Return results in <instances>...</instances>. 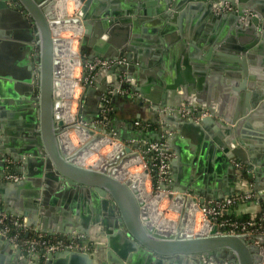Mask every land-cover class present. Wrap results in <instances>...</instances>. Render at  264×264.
I'll use <instances>...</instances> for the list:
<instances>
[{"label":"water","instance_id":"1","mask_svg":"<svg viewBox=\"0 0 264 264\" xmlns=\"http://www.w3.org/2000/svg\"><path fill=\"white\" fill-rule=\"evenodd\" d=\"M58 1L0 0V24L11 28L9 34L0 31V154L13 163L0 173V200L8 215L25 218L29 227L48 237L79 235L80 243L92 244L94 250L66 249L44 257L27 254L0 236V264L29 258L36 264H98L103 253L107 264H260V248L246 236L220 235L216 226L209 235L185 229L197 199L205 204L235 193L237 162L245 167L241 175H254L255 190L264 200V74L257 73L264 70L263 0H79L81 18L66 20L57 19ZM187 1L192 3L185 6ZM226 3L236 10L224 12ZM203 19L199 30L190 28ZM67 23L84 28L82 60L92 64L127 54L128 66L104 69L84 88L78 119L90 135L96 130L110 136L94 124L102 99L110 91L112 97L120 96L121 74L135 80L125 99L151 101L174 154L172 181L161 189H171L177 194L174 201L184 206L177 232L151 226L137 181L122 182L117 169L111 171L113 163L120 167L123 156H137L133 148L138 145L126 147L123 156L101 170L79 166L76 153L69 156L62 146L60 136L68 128L58 117L64 41L53 29ZM205 23L216 32L204 30ZM218 46L221 59L214 60ZM13 47L21 53L18 64L10 63L14 54L7 55ZM167 49L166 56L162 50ZM134 58L140 63L136 68ZM146 65L156 74L138 72ZM108 76L110 81L101 80ZM192 107L210 116L184 118L183 110ZM184 165L186 174H193L188 185L180 186L176 170ZM15 173L22 179L4 181L6 174ZM228 179L230 188L225 187ZM4 185L23 198H9ZM259 241L264 244V237Z\"/></svg>","mask_w":264,"mask_h":264},{"label":"built area","instance_id":"2","mask_svg":"<svg viewBox=\"0 0 264 264\" xmlns=\"http://www.w3.org/2000/svg\"><path fill=\"white\" fill-rule=\"evenodd\" d=\"M81 7L82 5H78L74 7L76 9L74 15H69V11H61L57 10V19L65 20L71 18H81ZM224 12H231L236 10L235 7L226 3L221 8ZM72 12V11H71ZM64 16L62 17V15ZM54 33V29H53ZM83 37V34L79 37V40ZM82 41V39H81ZM80 41V43H81ZM82 55H79V58L82 63V79L79 80V84L83 86V90L88 85H93L95 83V79L99 76L100 72L104 69H112L114 67H125L130 64L126 57H119L116 60H102L96 59L92 64L87 62L86 60L81 59ZM80 78V77H79ZM109 81L111 79L108 76ZM119 83V94L120 95H128L129 87L133 85L131 80L126 78L125 73L121 74L118 78ZM126 84H129L128 88H122ZM78 84V85H79ZM82 95V94H81ZM112 97V91L102 99L101 103V116H103L104 120H100L95 125L101 129H106L110 132L109 139L114 141H118L119 138L117 136V132L110 125L109 113H111L112 108L110 107ZM80 109L82 110V103L80 101ZM79 113H77L78 116ZM210 116V113L206 110H199L197 107H192L188 110H183V117L186 119H193L194 121H199L202 118ZM97 120V121H98ZM65 121V120H64ZM68 128L76 127L78 128L79 124L83 125V127H87V124L83 123L81 120L76 119L75 122L68 123L65 121ZM77 125V126H76ZM108 125V126H107ZM136 126L140 127L144 131L151 127L149 123H141L136 122ZM111 126V128H110ZM67 131V130H66ZM68 132V131H67ZM69 133V132H68ZM131 142V141H130ZM118 143V142H117ZM124 149L126 147H133V145H138L139 143H129L128 142H120L118 143ZM139 146V145H138ZM146 148L140 150V155H145L148 158L146 163L144 162V158L137 154L136 157L140 158L142 161L143 171L141 172L143 175L145 174L148 183H149V193L151 196L156 197L159 195H165V199L169 201V207L173 214L178 215L180 220L183 215V205L176 203L174 201V197L177 195L171 189L163 190L161 189V185L166 184L169 185L172 181L171 178V169H170V161L174 158V154L170 152L169 146L165 139L161 141H156L150 146L144 145ZM140 148V146H139ZM143 158V159H142ZM4 163L5 167H0V171H6L13 164L9 158H5L0 154V164ZM236 168L239 172L245 170V167L237 162L235 163ZM6 178L10 181L16 182L20 178L16 175H8L6 174ZM173 196V198H170ZM252 202L256 205H262V202L257 195L253 191H237L230 197H224L220 200H211L205 204H201L200 200L197 199L195 203L191 205L189 219L186 226L185 233L196 235H209L210 232L201 233V227L199 226L196 229V223H204L209 226H216L217 234L220 235H243L246 236L247 240H249L253 245L258 246L260 248V254L262 256V261L260 264L264 263V244H261L259 239L264 237V210H261L259 213L249 216L248 218H234L232 216V209L241 203ZM179 210L174 212L172 206H178ZM179 222H175L176 231L179 230ZM192 228V229H191ZM159 229L160 228H155ZM191 229V230H190ZM170 231V230H166ZM0 236L9 240L15 247L21 249L27 254H35L41 253L44 257H46L49 253L61 252L66 249L69 250H77L80 252H90V248L88 245H84L80 243L79 235H73L71 238H59V237H48L44 233H41L37 229L33 227H29L25 218H17L11 215H8L3 210V205L0 200Z\"/></svg>","mask_w":264,"mask_h":264},{"label":"bare ground","instance_id":"3","mask_svg":"<svg viewBox=\"0 0 264 264\" xmlns=\"http://www.w3.org/2000/svg\"><path fill=\"white\" fill-rule=\"evenodd\" d=\"M70 5H74V7H76V6L81 5V4L79 3V0H59L57 3V10L69 11ZM63 16H64V14L62 15V17ZM63 31H68V32H63ZM69 32H74V34H76L77 38L79 39V36H81L84 33V28H83V26H79V25L74 24V23H67L65 25L57 26L56 28H54L55 37H58L60 39H62L61 36H63V34H66ZM81 39L79 41H81ZM63 41H64V43H63L62 52H61L62 56L60 57L61 74H60L59 84H58L59 95H61V104L62 105L60 104L61 110H60V113H58V117L67 121L68 123H72V122H75L76 119H78V116H74L71 113H69V110L71 108L70 103L74 98L75 88H76V85L78 83L77 79H75L76 74L74 75L73 72L75 69L77 70L78 68H81L80 66L82 65V63H81V60L78 56V53L74 50L75 44H74L72 38L71 39L70 38L69 39H63ZM68 58L70 60V63H68ZM84 129H85V127H83V126H81V124H79L78 129L76 130L77 134L79 135L80 139H82V141H83V139L86 140V139H88V137L91 136ZM67 133H68L67 131L63 132L60 137H61L62 146L67 151V153L71 154L72 151L74 150V148H73V146H71V143L68 139ZM111 140L112 139L100 137L99 141H97L95 144L90 146L88 149H84L81 152H79L80 150L77 151L76 152V159H75L76 163L79 166H83V163L90 157L89 155L93 151L95 152V151L99 150L101 147H103L104 144H108L111 146H113L114 144H118V143L109 144L111 142ZM115 147H118V148H116V150H118V151L121 150V151H119V153L114 155V157L111 159L112 162H116L117 159H119L121 156H123V152L125 150L120 145H117ZM112 152H114V151H112ZM74 154H73V156H74ZM103 164L98 165V168H99L98 170L104 169L105 167L110 165L111 162L110 161L107 162L104 166H103ZM138 166L139 167L142 166V161L140 160V158H138L136 156H134V157L123 156L122 164L120 165V167H111V169H112L111 171H115V169H117L115 176L119 180H121L122 182H126V181H124V179L125 178L127 179L130 176V172L128 171L129 168L138 167ZM83 167H85V166H83ZM95 169H97V168H95ZM130 177L132 178V180L131 179H129V180H131L132 182L137 181V183H138V188L140 191V197L143 200L144 205L147 207L149 224H151V226H153L154 228H160V230H162V231H166V230L176 231L177 227L175 226V222L172 223V222H164V221L161 222L160 221L161 219H163L165 217H163L162 213H161L162 204H160V203L157 204L156 202L159 199H160L159 202H163V199H165V195L163 194V195H159L156 197H153L150 195L149 183H148V180H147L145 174L144 175L143 174L142 175L141 174L132 175ZM179 205L178 206H172V208L174 209V212H177L179 210V208H180ZM177 207H179V208H177ZM198 226L201 227V230H200L201 233L211 232L214 229V227L209 226V225H205L204 223H200V224L196 223L195 232L197 231ZM186 230H188V229H185V231Z\"/></svg>","mask_w":264,"mask_h":264},{"label":"crops","instance_id":"4","mask_svg":"<svg viewBox=\"0 0 264 264\" xmlns=\"http://www.w3.org/2000/svg\"><path fill=\"white\" fill-rule=\"evenodd\" d=\"M141 0H137L136 2H139ZM148 0H145V2ZM261 0H259L260 2ZM264 2V0H263ZM189 3H192L191 1H187L184 3V5H188ZM195 3V2H193ZM150 5V4H149ZM264 6V5H263ZM201 10V9H200ZM216 11V10H215ZM201 13L203 12L202 10L200 11ZM198 11H195V14L200 13ZM217 12V11H216ZM203 20L201 21H194L191 23L192 25L190 26V28H194L196 30H199L203 24ZM197 22V23H196ZM204 30L205 27H208L207 29H209L208 33L209 34H214L216 32V27H213V25L211 24H207L205 23V25L203 26ZM11 29V28H10ZM8 29V25H6L5 23H1L0 24V31L5 32L10 30ZM7 33V32H5ZM11 33L10 31H8V34ZM7 34V35H8ZM105 37V36H103ZM107 37V36H106ZM83 38V37H82ZM188 41L192 40V36H188ZM7 40V39H5ZM9 41H14L13 39H8ZM226 42V41H225ZM223 42V44L225 43ZM219 47H214L213 48V53H212V57L213 59H221L220 55H219ZM222 47V44H221ZM217 49V50H216ZM215 50L217 52H215ZM163 54L170 55V51L167 50H162ZM10 54H14L13 58L10 59V63L11 64H18L20 58H21V53L19 51L18 48L13 47V50L11 52H9L7 55ZM123 57H127V54H125ZM224 57V56H223ZM150 58V57H149ZM3 62V61H2ZM4 64L6 63H2V67H6ZM139 61L134 58L132 61V65L135 66V68L137 67V65H139ZM134 68V67H133ZM144 71L148 72L146 73V76H150V74H156V72L150 68V66H145L144 69H140L138 72L140 73H144ZM263 72H257L258 74H264V70H262ZM150 72V73H149ZM136 73V72H135ZM145 75V74H144ZM210 77V75H208ZM101 80H104V82H108L109 79H104L102 78ZM133 82V85H135V80H131ZM150 94H154V92L156 91V89L153 87L150 90ZM237 98L239 100V96L237 95ZM112 100L114 101V111H115V119L114 121H112L113 127L115 129V131L117 132V136L120 140L123 141H131V140H145V141H159L160 139H165V134L161 132V129L159 127L160 124V120L156 119V114L154 111L151 110V106L152 105L150 102V100L148 99H137V98H131L126 100L125 97L123 95H120L118 97H114L112 98ZM140 102H143L144 105H141ZM7 120H9L7 118ZM12 122H14V120H10ZM136 121H140L141 123H151L152 124V128L150 130H148L147 132H145L143 129H141L140 127L136 126L134 123ZM10 127V126H9ZM11 131V130H9ZM257 158V157H256ZM258 159V158H257ZM187 165L182 166L183 170H181L180 168H177V173L180 176V186H185L188 185L193 173H189L186 174V168ZM3 171H0V173H2ZM4 173H6V171H4ZM234 174V173H233ZM247 174V173H246ZM17 177H19L20 179H22V176L18 175V174H14ZM234 177L236 178V183H235V192L237 191H253L254 193H257L255 190V184H254V175L249 172L248 177L241 175V172H237L236 174H234ZM231 181H233L232 177L230 178ZM228 179V182L226 184V188H230V181ZM4 181L10 183L12 181L8 180L6 177L4 179ZM3 181L0 180V187L2 185ZM264 185V184H263ZM4 188L6 189L7 193L10 190V187L8 185H4ZM30 191V190H29ZM221 193V191H219V193L217 195H219ZM9 198L11 199H17L20 201L21 198H23V194H19L17 195L15 192H9L8 193ZM259 196V195H258ZM260 200L261 197L259 196ZM261 202L264 204V200ZM4 205V203H3ZM162 207V206H161ZM262 205L258 206L255 203L252 202H246V203H241L239 205H237L235 208L232 209V216L234 218H245V217H249V216H253L257 213H259L261 211ZM97 253V252H96ZM98 264H107L106 260H105V254H101L100 257L98 259H96ZM11 264H36V261L32 260L31 258H29V260L26 261V263L23 260H18V259H13Z\"/></svg>","mask_w":264,"mask_h":264},{"label":"rangeland","instance_id":"5","mask_svg":"<svg viewBox=\"0 0 264 264\" xmlns=\"http://www.w3.org/2000/svg\"><path fill=\"white\" fill-rule=\"evenodd\" d=\"M10 3V2H9ZM72 11V12H71ZM75 11H76V9L74 8V5H70L69 6V15H74V13H75ZM67 19V17L65 18V20ZM71 19H73V18H71ZM63 32H68V31H63ZM73 33V34H72ZM76 36V37H75ZM62 37V39H71L72 38V40H73V42H74V50L78 53V56L80 55H83V54H81V50H80V41H79V39L77 38V35L76 34H74V32H69V33H66V34H63V36H61ZM80 37V36H79ZM68 63H70V60H69V58H68ZM81 68H78L77 70L75 69L74 70V72H73V74L75 75V79H77V85H76V88H75V93H74V98H73V100L71 101V103H70V110H69V113H71L72 115H77V113H79L80 112V106H81V104H80V101L82 100V97H81V94L83 93V86H81V83L79 84V80L80 79H82V77H81V73H82V65L80 66ZM80 77V78H79ZM79 84V85H78ZM74 91V90H73ZM100 109H101V106H100ZM112 111H113V109H112ZM101 112V111H100ZM100 120H104V118H103V116H101V113H100V118H99ZM98 119H96L95 121H94V123L96 124L97 122H99L100 120H98ZM110 125H112V123L110 124ZM81 126H83V125H81ZM108 126V125H107ZM110 128H111V126H110ZM78 128H76V127H71V128H69V129H67V131L69 132V133H67V135H68V139H69V141H70V143H71V146H73V148H74V150L72 151V153L71 154H69V156H72L74 153H76L77 151H79V150H81V149H84L87 145H88V143L94 138V137H96L97 135H103L102 133H100V132H98V131H96V130H94V134L93 135H91L90 137H88V139H86V140H84L83 139V141H82V139H80V137H79V135L77 134V132H76V130H77ZM102 137H104V138H109V137H107L106 135H103ZM120 143V142H122V143H124V142H127V141H123V140H118V141H114V140H111V142L109 143V144H113V143ZM136 142H138L139 144V146H140V150H142V149H144V148H146L144 145H147V146H150V144H153V143H155L156 141H145V140H131V142L129 141V143L131 144V143H136ZM117 145H119V144H114L113 146H111V145H108V144H104L103 145V147H101L99 150H97V151H93L89 156V158L83 163V166H85V167H94V168H97V169H99L98 168V165H102L103 163V166L107 163V162H109V161H111V159L114 157V155L115 154H117V153H119V151H121V150H116V148H118V147H115V146H117ZM139 149H134L133 148V151L135 152V153H137L139 156H141L140 155V150ZM112 151H114V152H112ZM74 152V153H73ZM88 152V151H87ZM113 153V154H112ZM141 157H143L142 159L144 160V162L146 163V161H148V158L145 156V155H143L142 154V156ZM116 165H118L117 164V162L116 163H113L112 165H111V167H115ZM124 168V167H123ZM129 172H130V176H132V175H138V174H141L142 175V171H143V167H131V168H129V170H128ZM129 176V178H125L124 179V181H127V180H129V179H131L132 180V178ZM160 201V199L156 202L157 204L158 203H160V204H162V207H161V213H162V216L163 217H165V218H163V219H161L160 221L162 222V221H164V222H174V221H177V222H179V220H180V217H178V215H175V214H173L172 212H171V210H170V207H169V201H167V199H163V202H159ZM162 201V200H161ZM201 226V225H200ZM199 227V226H198ZM197 227V228H198Z\"/></svg>","mask_w":264,"mask_h":264},{"label":"trees","instance_id":"6","mask_svg":"<svg viewBox=\"0 0 264 264\" xmlns=\"http://www.w3.org/2000/svg\"><path fill=\"white\" fill-rule=\"evenodd\" d=\"M112 98H114V97H111V104H110V107L113 109V111H111V113H109V115H108L109 118H110V122H111V123H112V121H114V119H115V117H116V116H115V111H114V107H115V106H114V103H113L114 101L112 100ZM136 122H140V121H136ZM136 122H135V123H136ZM135 123H134V124H135ZM149 124L152 126L151 123H149ZM111 126H112V128H114V127H113V124H112ZM151 128H152V127L148 128L145 132H147V131L150 130ZM261 208H262V210H264V204H263V203H262V207H261ZM245 218H247V217H245Z\"/></svg>","mask_w":264,"mask_h":264},{"label":"flooded vegetation","instance_id":"7","mask_svg":"<svg viewBox=\"0 0 264 264\" xmlns=\"http://www.w3.org/2000/svg\"><path fill=\"white\" fill-rule=\"evenodd\" d=\"M82 54V53H81ZM125 85L127 86L126 88H128L129 86H131V85H129V84H126L125 83ZM133 86V85H132ZM131 86V87H132ZM132 97H130V98H127V99H131ZM111 103V102H110ZM101 111V110H100ZM99 119V118H98ZM262 210V209H261ZM248 218V217H247ZM83 244V243H82ZM85 245V244H84ZM88 247L90 248V252L92 253L93 252V245L92 244H88Z\"/></svg>","mask_w":264,"mask_h":264}]
</instances>
